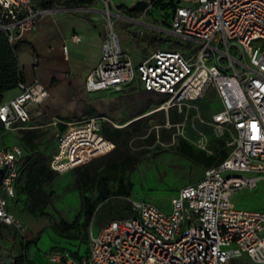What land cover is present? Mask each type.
I'll return each mask as SVG.
<instances>
[{
  "label": "built area",
  "instance_id": "obj_1",
  "mask_svg": "<svg viewBox=\"0 0 264 264\" xmlns=\"http://www.w3.org/2000/svg\"><path fill=\"white\" fill-rule=\"evenodd\" d=\"M36 1L40 0H0V32L12 47L52 12L37 8ZM115 1L89 0L85 9L95 11L101 4L108 19L121 17ZM169 3L167 32L198 43L197 52L186 55L160 48L133 61L111 29L85 88L89 93L120 90L137 81L144 91L166 98L143 117L176 109L183 115L174 125L177 140L182 137L206 153H211L207 135L196 130V137L189 139L185 127L188 109L213 90L218 108L205 125L216 138L228 135V155L206 169L199 181L180 188L167 208L132 201V216L110 221L90 234L83 255L76 258L71 249L55 246L46 254L50 264H264V211L237 209L231 202L236 192L254 190L264 180V0ZM70 41L78 44L81 37L73 34ZM61 52L67 59L66 44ZM15 89L12 99L0 102L2 132L37 128L31 119L41 110L33 107L48 96L37 80H20ZM106 120L91 116L64 123L49 153V167L63 175L112 151L114 144L101 134ZM24 156L20 145L0 147V223L21 234L26 226L12 209Z\"/></svg>",
  "mask_w": 264,
  "mask_h": 264
},
{
  "label": "rangeland",
  "instance_id": "obj_2",
  "mask_svg": "<svg viewBox=\"0 0 264 264\" xmlns=\"http://www.w3.org/2000/svg\"><path fill=\"white\" fill-rule=\"evenodd\" d=\"M137 1L142 0H116L114 4L119 8L121 17L110 19L100 11L103 9L101 4L95 6L97 8L95 11L85 9L86 6L77 7L78 9L73 11L54 10L40 18L39 30L35 32L32 41L24 40L16 46L17 58L23 72L30 81L37 80L48 94L39 107H33L40 109L41 114L31 119V125L38 126L36 129L41 132L38 150L43 154L49 156L55 137L66 122L99 115L106 117L112 125H121L124 128L161 105L150 106L146 113L138 115L140 101L146 93L142 91L137 81L121 87L120 90L89 93L81 74L89 69L93 53H90L92 56L84 58L71 55L69 61L64 59L61 52L62 44L70 47L71 51L75 50V46L68 40L72 32L80 33L84 39L87 38L89 22L94 32L104 40L105 34L112 29L118 35L123 52L135 61L149 57L161 47L177 49L186 55L195 54L199 49L198 43L170 36L167 32L169 0H144L148 2L147 8L139 15L130 14L129 8ZM57 9L66 8L58 6ZM50 32L53 34L49 36ZM137 36H158L166 40L147 44L136 39ZM41 41L46 44L44 51L37 47V42ZM84 43L87 44V41ZM31 46L35 48V53ZM217 108L218 99L213 90L192 104L188 109L187 124L191 132L186 135L189 139L196 137V130L200 125L210 121L212 113ZM163 113L164 128H170L171 126H167L170 125L168 112L163 110ZM162 121L161 112L152 113L147 121L149 130L160 129ZM21 134V131H0V147L11 145L23 147ZM172 135L174 138L171 136L169 141L162 142L157 138L152 146L145 148L146 151L139 155L134 170L125 174L124 179L130 186V192L124 201L130 204L132 201H147L167 208L171 198L180 188L202 178L203 170L184 159L176 150V127ZM53 192L52 205L42 217L27 214L24 210L26 198L23 195L18 196L12 210L20 217L26 231L21 234L11 226L0 224V264H14L15 260L25 253L20 243L40 238L49 246L77 247L78 250L85 252L90 234L99 232L105 226V222L97 225L94 218L87 224L81 217L75 230L58 234L55 231L57 223L73 222L81 212L80 192L74 184L72 171L56 180ZM110 200L118 199L111 197ZM231 202L237 209L264 211V180L254 190L236 192Z\"/></svg>",
  "mask_w": 264,
  "mask_h": 264
},
{
  "label": "trees",
  "instance_id": "obj_3",
  "mask_svg": "<svg viewBox=\"0 0 264 264\" xmlns=\"http://www.w3.org/2000/svg\"><path fill=\"white\" fill-rule=\"evenodd\" d=\"M88 4L89 0H40L36 1L35 6L41 10L53 11L58 6L73 9ZM147 6L148 2L144 0L137 1L129 8V13L139 15ZM171 8V4L168 3V9ZM136 39L147 44L161 43L165 40V38L158 36H137ZM16 48L12 47L6 36L0 32V102L3 100L4 94L15 89L18 82L22 80ZM31 49L35 53L34 47L31 46ZM51 82H54V78ZM142 91L146 93V96L140 101L138 115L146 113L150 106L157 107L166 100L161 95L152 94L143 89ZM157 112L163 114V121L160 123V129L158 130H149L147 121L151 114L130 122L124 128H115L107 120L103 122L101 134L114 144V148L108 154L95 158L88 164L72 170L74 184L80 192L81 212L73 222L57 223L55 231L58 234L62 235L75 230L81 217L84 218L87 224L94 218L96 224L99 225L132 216L131 204L124 201L130 192V186L124 179L125 174L134 170L139 161V155L146 151L145 148L152 146L157 138L162 142L169 141L175 131L174 125L183 120V115L177 114L176 109L170 108L168 110V120L173 126L164 128L163 110ZM199 129L203 132L208 129L204 133L208 137V148L211 153L198 149L182 137L177 140L175 148L184 159L194 163L204 172L206 169L218 165L227 157L228 148L225 146V140L228 135L223 138H216L212 134L211 128L200 125ZM185 132L186 134L191 132L188 124L185 127ZM21 133L25 156L20 166L15 190L17 198L19 195L26 198L25 212L34 217H42L52 205L53 185L61 175L49 167V156L38 150V140L41 137V132L36 128H32L22 130ZM111 197L118 200L111 201ZM32 242L34 241L20 243V246L26 251ZM58 247L64 249L68 246ZM73 255L75 256L74 253ZM16 261L17 264H33L26 259L25 253ZM15 262L14 264H16Z\"/></svg>",
  "mask_w": 264,
  "mask_h": 264
},
{
  "label": "crops",
  "instance_id": "obj_4",
  "mask_svg": "<svg viewBox=\"0 0 264 264\" xmlns=\"http://www.w3.org/2000/svg\"><path fill=\"white\" fill-rule=\"evenodd\" d=\"M170 1V0H169ZM76 9V8H73ZM78 9V8H77ZM76 9V10H77ZM57 11H73V10H65V9H56ZM54 11V10H53ZM84 21V20H83ZM39 22L40 20L37 22L36 26L34 27V29L27 34L25 40L28 41H32L34 38V34L36 31L39 30ZM87 22V21H86ZM89 25H87V30H88V34L89 36L87 38H83L82 34L80 33H75L72 32L70 34V36H68V40L70 41V37L73 34H78L81 37V41L78 44L72 43L70 41L71 44H73L75 46V50L71 51L70 47H68V57L65 60H69L71 59V55H77L78 57L84 58L86 56H92L90 53H93L92 56V61L90 64L89 69H87L85 72H83V74H81V76L84 77V79H86L87 75L96 67V65L99 62L100 59V52H101V47H102V43L103 40H101V37H99V35H97L94 30L91 28V24L89 22H87ZM53 33L50 32L49 36L52 35ZM67 35V34H66ZM170 36H173L172 34H170ZM170 38V37H169ZM87 41V44L84 43V41ZM166 40V39H165ZM42 42V41H41ZM37 42V47L42 49L43 51L46 49L44 46H46V44H43V42ZM100 45V46H99ZM18 46V45H17ZM161 48H168V47H161ZM35 49V48H34ZM52 49V48H50ZM160 49V48H158ZM169 49H173V48H169ZM157 50V49H156ZM177 50V49H175ZM36 52V51H35ZM133 60V59H132ZM135 61V60H133ZM137 61V60H136ZM18 64H19V69L21 71V76H22V80L25 82H31L28 78V76L23 72V69L20 66V62L18 60ZM85 82V80H84ZM17 94V90L13 89L9 92H6L3 96V100H9L12 99L15 95ZM1 224V223H0ZM54 246H58V245H52L49 246L42 238L34 240V242H32L31 244H29L28 248L25 251V257L26 259L33 263V264H50L47 259H46V254L53 249ZM70 248L72 251H74L75 257L79 258L81 255H83L85 252H82L80 250L77 249V247H67ZM46 252V253H45ZM45 253V254H44Z\"/></svg>",
  "mask_w": 264,
  "mask_h": 264
},
{
  "label": "water",
  "instance_id": "obj_5",
  "mask_svg": "<svg viewBox=\"0 0 264 264\" xmlns=\"http://www.w3.org/2000/svg\"><path fill=\"white\" fill-rule=\"evenodd\" d=\"M65 10H76V9H65Z\"/></svg>",
  "mask_w": 264,
  "mask_h": 264
}]
</instances>
